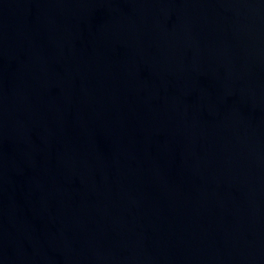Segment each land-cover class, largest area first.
Returning a JSON list of instances; mask_svg holds the SVG:
<instances>
[{"label": "water", "instance_id": "1", "mask_svg": "<svg viewBox=\"0 0 264 264\" xmlns=\"http://www.w3.org/2000/svg\"><path fill=\"white\" fill-rule=\"evenodd\" d=\"M0 264H264V0H0Z\"/></svg>", "mask_w": 264, "mask_h": 264}]
</instances>
